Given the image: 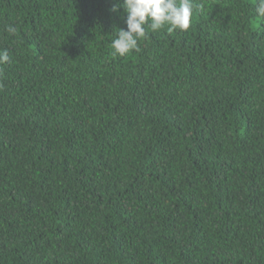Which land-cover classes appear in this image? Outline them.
<instances>
[{
	"label": "trees",
	"instance_id": "trees-1",
	"mask_svg": "<svg viewBox=\"0 0 264 264\" xmlns=\"http://www.w3.org/2000/svg\"><path fill=\"white\" fill-rule=\"evenodd\" d=\"M192 5L120 57L123 0H0V264H264V17Z\"/></svg>",
	"mask_w": 264,
	"mask_h": 264
},
{
	"label": "clouds",
	"instance_id": "clouds-1",
	"mask_svg": "<svg viewBox=\"0 0 264 264\" xmlns=\"http://www.w3.org/2000/svg\"><path fill=\"white\" fill-rule=\"evenodd\" d=\"M123 8L127 14V28L117 29L110 45L113 56L124 57L133 51L139 52V41L146 37V29L156 32L166 28L171 35L177 30H189L192 24V0H123ZM255 10L259 17H264V0H256ZM17 30L12 25L6 29L12 35ZM9 62L8 51H0V64Z\"/></svg>",
	"mask_w": 264,
	"mask_h": 264
}]
</instances>
